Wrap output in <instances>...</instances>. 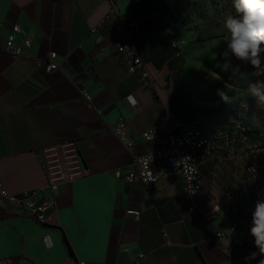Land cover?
<instances>
[{
    "label": "crops",
    "instance_id": "crops-1",
    "mask_svg": "<svg viewBox=\"0 0 264 264\" xmlns=\"http://www.w3.org/2000/svg\"><path fill=\"white\" fill-rule=\"evenodd\" d=\"M118 19L137 22L131 37L154 78L151 87L140 71L129 73L113 52ZM0 23L4 189L17 197L44 189L42 149L58 143L76 141L85 170V176L59 184L46 226L0 211V259L11 258L12 264H129L142 256L146 264H245L240 248L250 241L255 246L251 213L257 195L264 199V149L257 147L264 138L247 131L244 120L215 124L198 119L180 81L167 0H0ZM11 25L32 35L30 47L18 58L2 50ZM49 52L57 54L54 72L35 63ZM84 92L94 109L82 100ZM170 116L201 126L210 139L197 155L203 188L193 212L181 176L159 162L152 163L159 177L149 191L113 175L130 169L133 157L160 150L163 143L146 142L142 134L163 135ZM121 117L134 142L131 152L108 131ZM251 162L262 167L256 179L246 170ZM130 208L140 209L139 219L127 215ZM232 220L240 223L234 239L228 236Z\"/></svg>",
    "mask_w": 264,
    "mask_h": 264
},
{
    "label": "built area",
    "instance_id": "built-area-1",
    "mask_svg": "<svg viewBox=\"0 0 264 264\" xmlns=\"http://www.w3.org/2000/svg\"><path fill=\"white\" fill-rule=\"evenodd\" d=\"M138 1L132 0V3H138ZM111 14H114V9H111ZM109 18L110 15H107L101 25H105ZM136 29L137 22L135 20L129 19L125 22L118 19L114 26L116 40L113 52L120 58L129 73L140 71L145 86L151 87L154 84V78L145 69L143 56L131 37V31ZM31 38L32 35L21 26L11 25L2 45V50L12 57H21L25 48L30 47ZM56 59L57 54L49 52L44 61L36 60L35 63L37 65L43 64L48 72H54L59 66ZM82 100L87 107L94 109L91 98L85 92L82 94ZM127 126V120L121 117L110 125L108 131L119 139L128 152H131L134 142L127 135ZM142 138L146 142H161L163 145L155 155L133 157L131 168L125 172L120 169L115 170L113 172L114 177L129 184H140L149 191L155 186L159 177V174L153 169L152 163L159 162L166 171L181 176L190 203L188 210L193 212L194 198L203 188V175L198 167L197 155L210 145L207 133L201 126L192 125L170 116L166 122L163 135H156L150 130L145 131ZM42 154V167L47 178L46 187L40 191L17 197L8 194L0 181V211L29 217L38 224L46 226L48 225V214L53 207L59 184L85 176V170L82 167L76 141H67L44 147ZM177 161H179V166L175 163ZM261 169L262 167L256 162H251L246 168L251 179H256L260 175ZM257 200H261L259 195L256 197ZM126 213L133 216L134 219H139L141 211L137 208H130ZM211 224L209 222V226ZM239 227L240 223L237 221L230 223L228 236L231 239H234ZM221 236H223L222 233L217 234V237ZM43 241L47 247L50 246L47 237ZM250 243L251 241L247 244ZM250 253L251 251L248 250V254ZM0 264H12V260L11 258H1ZM129 264L146 263L144 257L140 256Z\"/></svg>",
    "mask_w": 264,
    "mask_h": 264
},
{
    "label": "rangeland",
    "instance_id": "rangeland-1",
    "mask_svg": "<svg viewBox=\"0 0 264 264\" xmlns=\"http://www.w3.org/2000/svg\"><path fill=\"white\" fill-rule=\"evenodd\" d=\"M167 1L181 59L180 81L198 119L215 124L244 120L251 132L264 138V103L258 104L248 91L251 84L264 83V63L254 69L222 55L227 35L223 23L226 16L235 15L233 0ZM218 89L233 97V103H224ZM257 147L264 149V142Z\"/></svg>",
    "mask_w": 264,
    "mask_h": 264
},
{
    "label": "clouds",
    "instance_id": "clouds-1",
    "mask_svg": "<svg viewBox=\"0 0 264 264\" xmlns=\"http://www.w3.org/2000/svg\"><path fill=\"white\" fill-rule=\"evenodd\" d=\"M233 8L235 15L229 14L223 23L227 35L222 55L225 58L231 55L243 64L259 68L264 63V0H233ZM248 91L258 104L264 103V83L251 84ZM217 94L224 103H233V97L225 91L218 89ZM175 163L179 166V161ZM249 231L258 252L245 257V264H250L258 255L261 257L258 264H264V199L255 203Z\"/></svg>",
    "mask_w": 264,
    "mask_h": 264
},
{
    "label": "trees",
    "instance_id": "trees-1",
    "mask_svg": "<svg viewBox=\"0 0 264 264\" xmlns=\"http://www.w3.org/2000/svg\"><path fill=\"white\" fill-rule=\"evenodd\" d=\"M140 2V0L138 1V3ZM180 70V69H179ZM247 124V123H246ZM247 131H248V128H247ZM250 131V130H249ZM251 132V131H250ZM232 221H236V220H232ZM63 240H64V243L68 249V251L71 253V249L69 247V244L66 240L65 237H63ZM248 250L252 252H258V249L252 245L251 243L250 244H244L241 248H240V253L241 255L245 258L247 256H249L250 254H248ZM261 259V257L258 255L257 258L255 260H252L250 261V264H258V260Z\"/></svg>",
    "mask_w": 264,
    "mask_h": 264
}]
</instances>
